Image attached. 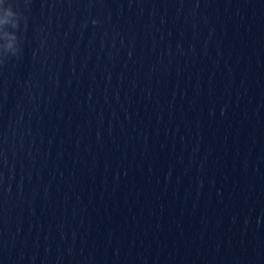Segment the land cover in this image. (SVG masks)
<instances>
[{"label": "water", "instance_id": "obj_1", "mask_svg": "<svg viewBox=\"0 0 264 264\" xmlns=\"http://www.w3.org/2000/svg\"><path fill=\"white\" fill-rule=\"evenodd\" d=\"M0 6V264H264V0Z\"/></svg>", "mask_w": 264, "mask_h": 264}, {"label": "clouds", "instance_id": "obj_2", "mask_svg": "<svg viewBox=\"0 0 264 264\" xmlns=\"http://www.w3.org/2000/svg\"><path fill=\"white\" fill-rule=\"evenodd\" d=\"M6 5L4 12L6 17L17 15V10H15L14 0H0V6ZM7 23V19L0 20V27L4 26Z\"/></svg>", "mask_w": 264, "mask_h": 264}]
</instances>
